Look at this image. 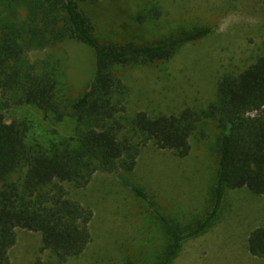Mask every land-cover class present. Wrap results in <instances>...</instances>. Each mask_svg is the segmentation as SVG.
Listing matches in <instances>:
<instances>
[{"label":"trees","instance_id":"trees-1","mask_svg":"<svg viewBox=\"0 0 264 264\" xmlns=\"http://www.w3.org/2000/svg\"><path fill=\"white\" fill-rule=\"evenodd\" d=\"M97 0H0V90L2 106L31 101L54 122L73 121L66 139L44 145L29 140L25 121L0 125V264L9 263L16 229L38 232L41 250L64 264L91 239L92 211L74 199L69 187L83 188L96 172L134 169L142 149L186 156L191 137L213 120L221 130L211 211L187 225L175 223L149 202L168 235L153 264H171L185 240L213 222L228 189L264 195V52L242 70L219 76L213 99L201 109L177 113L130 112V89L120 71L173 58L182 45L210 31L203 27L151 43H100L82 2ZM264 4V0H263ZM73 41L89 46L94 70L74 94L65 63L47 50ZM46 52L43 55L34 53ZM124 182L147 200L142 188ZM248 252L264 257V225L246 239Z\"/></svg>","mask_w":264,"mask_h":264},{"label":"rangeland","instance_id":"rangeland-1","mask_svg":"<svg viewBox=\"0 0 264 264\" xmlns=\"http://www.w3.org/2000/svg\"><path fill=\"white\" fill-rule=\"evenodd\" d=\"M81 7L100 43H151L198 28L210 29L204 37L179 47L168 61L120 71L130 89L131 113L204 108L214 97L220 75L242 70L264 52L263 0H97L82 2ZM47 53L63 59L67 83L74 94L80 93L94 70L92 49L68 41ZM14 121H25L28 139L44 145L73 133L71 119L54 122L31 101L4 108L0 90V125L12 127ZM201 130L205 136L196 132L184 157L148 145L132 171L96 172L87 186H70L71 196L92 211L91 239L81 254L64 264L155 263L168 235L149 202L181 225L208 214L214 201L221 130L213 120L204 121ZM124 180L140 186L147 200ZM261 225L264 195L228 189L213 222L185 240L171 264H264V257L251 255L246 243L249 232ZM41 246L38 232L17 228L8 264H56L54 254Z\"/></svg>","mask_w":264,"mask_h":264}]
</instances>
